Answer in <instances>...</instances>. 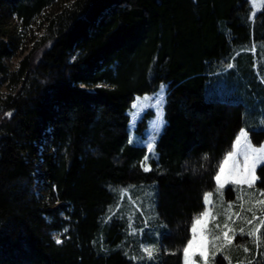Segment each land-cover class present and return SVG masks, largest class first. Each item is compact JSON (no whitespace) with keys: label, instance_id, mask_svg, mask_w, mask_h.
<instances>
[{"label":"trees","instance_id":"16d2710c","mask_svg":"<svg viewBox=\"0 0 264 264\" xmlns=\"http://www.w3.org/2000/svg\"><path fill=\"white\" fill-rule=\"evenodd\" d=\"M251 11L249 0H0V264H183L247 107L264 106V4ZM163 83L166 124L144 171L129 110ZM251 137L264 142V128ZM143 186L160 248L139 262L116 207ZM260 235L223 259L264 264Z\"/></svg>","mask_w":264,"mask_h":264},{"label":"rangeland","instance_id":"374dc122","mask_svg":"<svg viewBox=\"0 0 264 264\" xmlns=\"http://www.w3.org/2000/svg\"><path fill=\"white\" fill-rule=\"evenodd\" d=\"M255 3L259 5V8L251 5V13L254 12L256 15L264 4V0H255ZM250 19L252 20L253 18ZM165 103L166 85L163 83L156 91L138 95L129 110L131 117L130 140L133 141L131 143L142 145L146 148L149 143L152 144L154 156L147 151L146 156H148V159L146 162L145 158L143 160V167H148L149 169L151 167L150 160L157 156V139L166 124ZM258 105V109L247 107V111H245L246 122L241 129L247 132V139L251 141L253 147L264 146V142L256 144L251 137V130H260L264 128V106L260 103ZM145 117H147L146 128L142 131V134H140L137 132L138 123ZM235 141L221 165H223L224 160L230 153H235L237 151ZM240 151H243L242 146ZM262 165L264 164L258 165L255 170L257 179L254 181L252 187L244 183V159L242 155H237L234 161H229L228 165L225 166V175L222 177V180L225 181L224 186L219 191L216 187L214 192L209 191L206 193H211V197L209 202L205 203V209L199 213L196 218L201 217L205 211L209 212V216L205 223L197 226V232L195 234L196 243L193 248L189 250L191 259L186 262L183 254V264H204V261L199 255L201 236H203L206 245L208 255L207 264H233L226 262L224 259L233 258L236 254L242 252L247 240H250L256 245L261 244L260 234L264 226L259 229V239H257L256 236H249L247 233L254 232L255 229L260 226L261 221H264V205L258 203V201L264 200V196L260 195V193H264V190L257 186L259 181L258 169ZM232 168L235 169V174L229 177L228 170ZM227 180L233 182H227ZM229 186L233 187L230 193L227 191ZM153 199L154 189L152 186H143L134 188L133 190L126 189L122 193L120 205L116 207L119 213H123L128 220L134 243L138 245V250H136L138 254L135 260L139 262L143 260H154L160 248V242L157 238L158 234L156 231L158 221L156 220ZM229 205H231L230 209ZM229 215L231 218L226 219V216ZM248 221H251V223H248ZM151 223H153V225H151ZM225 223L228 225L227 228L224 227ZM217 225H219V228L216 227ZM145 227L148 228L147 233L144 230ZM241 229H243V235H241ZM224 231H228L230 238L229 242L224 240L222 235ZM216 237H219V239H216ZM146 247L154 250L151 259L147 258L144 253V248ZM260 248L261 247L258 246L254 256H258ZM220 256L222 258H220Z\"/></svg>","mask_w":264,"mask_h":264},{"label":"snow or ice","instance_id":"6c2138e0","mask_svg":"<svg viewBox=\"0 0 264 264\" xmlns=\"http://www.w3.org/2000/svg\"><path fill=\"white\" fill-rule=\"evenodd\" d=\"M250 4L254 7L259 8V5L255 3V0H250ZM255 13L252 12L250 18H254ZM228 68L233 67L232 64H228L227 65ZM10 115V114H9ZM133 142L130 140V143ZM235 145L237 147V151L235 153H230L226 159L223 162V165H219V173L215 176V180H216V185L215 187H217V190L219 191L220 189L223 188L224 186V180H222V177H224L225 175V166L228 165L229 161H234L235 157L237 155H242L243 159H244V183H246L249 187H252L254 181L257 179L256 175H255V170L257 168L258 165L260 164H264V146L261 147H253L251 144V141L247 139V132H245L244 130H241V132L238 134V137L235 141ZM241 146L243 147V151H240ZM147 151L149 153H153V148H152V144L149 143L147 145ZM148 156H145V162L147 161ZM150 169L148 167H144V171H149ZM235 174V169H229L228 170V176L231 177L232 175ZM227 182H233L231 180H227ZM239 182V181H236ZM260 195L264 196V193H260ZM211 197V193L206 194L203 197V200L205 203L209 202V199ZM259 204L264 205V200L258 201ZM231 208V205H229V209ZM209 216V212L205 211L203 213V215L199 218H196L193 222V225L191 227V232L193 233L192 238L188 241L186 247L183 249V254L185 257V261H189L191 259L190 254H189V250L193 248V246L196 243V232H197V226H200L202 223H205L207 218ZM230 215L226 216V219H230ZM248 223H251V221H248ZM264 226V221H261L260 226H258L254 232H248L247 235L249 236H256L257 239H259L258 237V233H259V229L260 227ZM217 228H219V225L216 226ZM225 228L228 227L227 223H225L224 225ZM241 231V235H243V229L240 230ZM224 240L226 242L230 241L229 235H228V231H224L222 233ZM216 239H219V237H216ZM57 243H61L62 241H60L59 239H57L56 241ZM153 249L146 247L144 248V253L146 254L147 258L151 259L153 256ZM245 251H247V249H245ZM200 257L202 258V260L204 261V264H207L208 262V255H207V250H206V245L204 242V238L203 236H201V243H200V252H199Z\"/></svg>","mask_w":264,"mask_h":264}]
</instances>
